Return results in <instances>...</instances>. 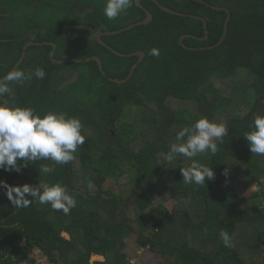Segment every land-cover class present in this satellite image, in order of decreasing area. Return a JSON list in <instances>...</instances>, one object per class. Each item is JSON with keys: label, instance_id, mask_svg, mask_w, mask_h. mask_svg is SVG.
Segmentation results:
<instances>
[{"label": "trees", "instance_id": "16d2710c", "mask_svg": "<svg viewBox=\"0 0 264 264\" xmlns=\"http://www.w3.org/2000/svg\"><path fill=\"white\" fill-rule=\"evenodd\" d=\"M158 1L207 20L209 39L186 38L185 45L211 47L223 37L226 12L193 0ZM204 1L232 13L227 38L216 49L183 48V35L205 36L203 22L167 14L153 0L142 1L154 16L150 24L103 36L119 53L146 54L133 77L117 85L107 77L125 79L138 57H118L95 37L144 20L146 13L135 0L114 20L104 15L105 0H0V14L11 20L0 32V78L12 70L29 41L55 43L56 60L98 56L106 74L94 61L53 64L51 46L27 49L17 69L34 73L42 68L45 76L11 84L4 98L41 115L51 110L78 117L85 141L67 164L18 161L21 172L0 170V180L10 185L61 183L77 201L69 214L36 200L16 208L0 188V264H32L28 249L34 246L53 264H91L93 255L104 261L92 264H127L129 233L136 235L139 247L159 256L158 264H264V156L251 153L244 137L256 116L264 115V0ZM66 26L85 28L65 31ZM152 48L159 49V57L150 54ZM239 70L248 74L242 85L236 77ZM75 73L74 83L58 89ZM171 97L195 103L198 112L169 109ZM132 106L144 116L141 122L122 120L125 108ZM202 116L216 122L228 116L222 122L228 134L217 141L215 155L193 158L212 167L215 178L205 186L185 184L180 168L191 161L186 165L188 158L178 156L166 164L164 154L176 132ZM99 124L115 134L114 141L100 138ZM137 141L142 142L139 148ZM41 165L55 170L39 173ZM127 174L134 180L121 183ZM239 184L258 185L260 191L238 200ZM155 195L163 204L154 205ZM171 199L176 205L169 210L165 202ZM221 230L229 233L231 247L221 241Z\"/></svg>", "mask_w": 264, "mask_h": 264}, {"label": "clouds", "instance_id": "9594fccd", "mask_svg": "<svg viewBox=\"0 0 264 264\" xmlns=\"http://www.w3.org/2000/svg\"><path fill=\"white\" fill-rule=\"evenodd\" d=\"M133 2L134 0H105L104 15L107 19L114 20L126 13ZM150 54L159 57V49L152 48ZM44 76L42 68H37L34 73L13 69L0 78V170L19 173L22 167L18 165V161L27 163L47 159L55 164H67L75 158L78 146L85 141L83 124L78 117L51 110L41 115L32 107L3 102L2 98L10 93L11 84L22 85L33 78L43 79ZM251 128V131L244 134L248 147L251 153L264 156V115L256 116ZM227 134L228 128L224 123L202 116L191 126H184L176 132L175 141L170 143L164 154V161L172 164L178 156L190 159L188 167L180 168L183 182L205 186L206 180L215 178V173L212 167L193 158L206 152L215 155L219 150L216 141L222 142ZM54 170L49 165H41L39 173L49 174ZM261 182L264 183V180ZM0 188L6 190L8 200L16 208L28 207L36 200L41 205H50L53 210L69 214L77 204L75 196L58 182H38L33 186L28 183L10 185L7 181L0 180ZM189 202L184 201L186 204ZM219 235L225 247L232 246L227 231L221 230Z\"/></svg>", "mask_w": 264, "mask_h": 264}, {"label": "water", "instance_id": "95a60500", "mask_svg": "<svg viewBox=\"0 0 264 264\" xmlns=\"http://www.w3.org/2000/svg\"><path fill=\"white\" fill-rule=\"evenodd\" d=\"M142 1L143 0H135V3L136 5L141 8L142 10L145 11L146 13V18L140 22H137L135 24H132L124 29H121V30H116V31H110V32H100L96 35V40L97 42L105 47L110 53L118 56V57H126V58H130V57H138V61L137 63H135V65L133 66L130 74L128 77H126L125 79H122V80H119V79H114V78H110V77H107L108 81L110 82H113L117 85H121V84H124L126 83L127 81H129L137 67L139 66L140 63H142V61L145 59V52L144 51H137V52H134V53H131V54H122V53H119L117 52L116 50H114L113 48H111L110 46H108L103 40H102V37L103 36H110V35H117V34H121V33H124L126 31H129V30H132L138 26H142V25H147V24H150L153 20H154V16L153 14L151 13V11H149L147 8H145L142 4ZM157 6L163 10L165 13L167 14H171V15H175V16H181V17H189V18H193L195 20H200L203 22L204 24V29H205V36L202 37V38H199V37H196V36H193V35H183L181 38H180V44L183 48H185L186 50H189V51H198V50H205V49H209V50H212V49H216L217 47H219L224 41L225 39L227 38V35H228V31H229V24L231 22V18H232V13L230 11V9L228 8H224V7H218V6H214V5H211L209 3H207L206 1L204 0H193V1H196L200 4H203V5H206L208 7H210L211 9L215 10V11H223V12H226L227 13V18H226V22H225V26H224V34H223V37L221 38V40L219 41L218 44L214 45V46H211V47H201V48H193V47H189L187 45H185L184 43V40L186 38H194V39H197L201 42H205L209 39V30H208V22L207 20L202 17V16H196V15H189V14H185V13H181V12H178V11H175L167 6H164L163 4H161L158 0H153ZM69 28H76V29H80V28H85L83 26H66L65 27V30L69 29ZM31 46H51L52 50H51V53H50V61L55 64V65H61V64H64V63H78V64H82V63H87V62H91V61H94L96 62L97 66H98V69L100 71V73L106 77V74L103 70V65H102V60L100 59V57L98 56H93V57H90V58H87V59H65V60H56L54 58V53H55V50H56V44L55 43H50V42H45V43H39V42H33V41H29V42H26L23 49H22V53H21V56L19 58V60L17 61V63L14 65V67L12 68L13 69H17L19 67V65L22 63V61L24 60L25 58V55H26V51L29 47ZM78 78V74L75 73L74 76L68 80H66L62 85H60V87L58 89H63L64 87L74 83ZM3 99V102L6 104V103H9V101L6 99V98H2Z\"/></svg>", "mask_w": 264, "mask_h": 264}, {"label": "rangeland", "instance_id": "374dc122", "mask_svg": "<svg viewBox=\"0 0 264 264\" xmlns=\"http://www.w3.org/2000/svg\"><path fill=\"white\" fill-rule=\"evenodd\" d=\"M29 34H30V36L31 35L33 36L34 31L29 33ZM236 77H239V79H241L239 84L242 85L244 79H246L248 77L247 71L246 70H239L236 73ZM232 89L235 90V86H233ZM166 103H167V106L169 109L185 110V111H189L192 113L198 112V106L195 103L180 101V100L174 99L172 97L168 98ZM124 111H125V113H124V116L122 117V120L124 122H129V123L141 122L144 118V116H142V114L140 113L141 111L139 109H137L135 106H132L131 108H129V107L125 108ZM226 115H228V114H226ZM227 117L228 116H224L223 118L220 119V121L225 123L227 121ZM99 130H100L99 135H100L101 139L108 140V141H114L113 137L115 136V134L113 132H111V133L108 132L102 124L101 125L99 124ZM142 142H143V140H142ZM142 142L137 141L136 142L137 144L135 145L136 148H139L140 146H142ZM185 161H186L185 164L187 165L191 160L187 159ZM76 164H77V162H76ZM129 179L134 180V175L133 174H127L120 179V182L124 183V182L128 181ZM90 190L92 191V193L96 192V188H94V187H91ZM237 190H238V195H239L238 200H242L244 198H248L249 196L253 195V193L259 192L260 187L258 185H255L252 188H247V187L239 184L237 187ZM163 202L164 201L162 200V198L159 195H155L153 197V203L155 206L163 204ZM175 205H176V201L174 199H171V200L165 202V206L169 210H172ZM126 243H127V245H129V247L136 245L137 244L136 243V235L133 233H129L126 236ZM136 252H138V253L136 254ZM136 252H132L131 254H134V256L137 258L138 264H158L160 261L159 256L152 253L147 248H139Z\"/></svg>", "mask_w": 264, "mask_h": 264}, {"label": "crops", "instance_id": "0c3cea01", "mask_svg": "<svg viewBox=\"0 0 264 264\" xmlns=\"http://www.w3.org/2000/svg\"><path fill=\"white\" fill-rule=\"evenodd\" d=\"M0 7H1V5H0ZM0 32H5V28H7L8 26H7V24L11 21L10 20V16H5L4 14H3V12H2V14H0ZM4 24V25H3ZM65 238H68V236L67 235H63ZM139 248H141V247H139L137 244L136 245H134V246H130L129 247V245H127V243H126V248H125V253L127 254V258H136L135 256H134V254H131L132 252H136ZM138 252H136V254H137ZM137 259V258H136ZM104 261V258L103 257H101V256H97V255H93V256H91L90 257V263L92 264V263H94V262H103ZM138 262V261H137Z\"/></svg>", "mask_w": 264, "mask_h": 264}, {"label": "built area", "instance_id": "2783aa9c", "mask_svg": "<svg viewBox=\"0 0 264 264\" xmlns=\"http://www.w3.org/2000/svg\"><path fill=\"white\" fill-rule=\"evenodd\" d=\"M28 260L32 264H53L48 256L36 246L28 249ZM127 264H138V262L136 258H128Z\"/></svg>", "mask_w": 264, "mask_h": 264}, {"label": "flooded vegetation", "instance_id": "af4514ba", "mask_svg": "<svg viewBox=\"0 0 264 264\" xmlns=\"http://www.w3.org/2000/svg\"><path fill=\"white\" fill-rule=\"evenodd\" d=\"M66 31V30H65ZM57 46V45H56ZM56 49H57V47H56ZM56 51V50H55Z\"/></svg>", "mask_w": 264, "mask_h": 264}]
</instances>
